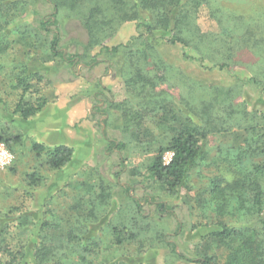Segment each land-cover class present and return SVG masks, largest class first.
Returning <instances> with one entry per match:
<instances>
[{
    "label": "rangeland",
    "instance_id": "374dc122",
    "mask_svg": "<svg viewBox=\"0 0 264 264\" xmlns=\"http://www.w3.org/2000/svg\"><path fill=\"white\" fill-rule=\"evenodd\" d=\"M209 3L198 15L201 34L189 36L186 50L205 56L207 68L185 60L181 46L164 43L156 53L150 52L153 57L144 66L149 70L166 67V80L140 88L131 82L134 66L143 62L135 56L149 48L148 39H136L143 29H137L135 21L119 24L102 48H92L83 23L85 16L74 10L61 13V50L69 56L84 55V61L76 59L77 64H72L52 57V36L40 31L42 20L55 12L51 0H0L2 6L11 9L0 15V37L6 34L8 38L7 50L0 55V137H20V141L10 142L13 163L0 171V215L9 211L16 215L15 227L11 225L14 247L27 245L30 249L39 242L41 221L54 222V229L47 231L50 235L76 231L78 217L88 214L101 189L111 195V207H106L108 213L100 207L99 221L90 224L97 233L98 247L91 254L69 253L68 264H198L190 261L206 257H216L218 264H231L234 248L242 243L238 241L228 249L214 238L212 234L221 229L219 223L245 228L246 240L252 237L264 246V227L257 216L238 212L234 204L219 215L211 204L212 180L226 171V161L235 164L238 151L246 152L245 138L253 136L251 125L257 122L259 129L264 126L259 123L264 120V90H257L249 82L259 76L264 86V0ZM248 28L253 38L245 37ZM50 29L57 31L54 26ZM246 38L252 40L248 45ZM128 44L131 46L125 47ZM230 53L234 59L228 70L213 67L228 61ZM93 57L98 64L90 65ZM23 66L42 77L41 81L32 80L39 91L28 99H47V105L30 124L31 119L25 121L12 114L22 95V90L15 88V79ZM213 90L234 91L235 104L245 108L247 122L241 128L222 126L214 118L206 159L198 163L176 196L170 197L150 177L151 154L145 150L157 140L166 144L176 131L193 126L189 119L201 113L207 92ZM99 93L105 97L98 99ZM152 98L162 103V110L149 101ZM157 116L162 119L161 125ZM130 121L141 123L140 128ZM198 121L206 125V119ZM110 141L124 142L127 148L123 153L116 149L108 153ZM33 142L47 149L65 143L74 150L73 160L62 171H51L44 157L38 158L33 152ZM248 157L246 162L251 165L261 161ZM36 168L44 182L32 192L25 176ZM128 185L132 187L130 194ZM132 198L141 202V211ZM159 202L171 206L175 216L161 215ZM114 227H127L135 237L117 246ZM169 243L176 245L178 254L172 252ZM82 255L85 261L80 260Z\"/></svg>",
    "mask_w": 264,
    "mask_h": 264
},
{
    "label": "trees",
    "instance_id": "16d2710c",
    "mask_svg": "<svg viewBox=\"0 0 264 264\" xmlns=\"http://www.w3.org/2000/svg\"><path fill=\"white\" fill-rule=\"evenodd\" d=\"M51 2L54 4L55 12L46 17V19L44 18L39 27L42 33L52 36L49 42V51L52 57L72 64H77L76 59H79V62L84 61V55L69 56L60 48L61 37L60 30H58L61 25L59 20L60 14L74 10L80 11L85 16L83 23L89 31L88 44L92 48H102L105 42L114 35L118 25L124 22L135 21L137 29H143V32L136 39H148L147 46L149 50L136 54L137 60L141 59L143 62L135 63L136 65L133 68L135 71L132 72L131 77L132 79L134 78V81L131 82L139 84L140 88L148 86L151 88L155 86L156 80L159 82L166 80L164 72L167 71L166 67L161 68L158 66L149 70L147 66H144L153 57L150 55V52L156 53V48L164 43L172 47L181 46L185 49L183 54L185 60L196 62L203 68H207V58L205 56H202L200 53L198 54L199 56L195 54L191 55L186 50L187 46H189V36L195 33L201 34L197 22L198 15L203 6L210 4L209 0H51ZM1 4L0 15L6 14V12L7 14L10 13L11 9ZM52 26L57 31H52L50 29ZM0 29H3L1 25ZM110 30L111 32L108 33ZM247 36L253 38V32L249 28L245 34V37ZM7 39L6 34L3 38L0 37V55L7 50V44L5 43ZM251 41L247 38L245 40L247 45ZM233 43L237 46L236 41ZM130 46L131 44H128L125 47ZM119 48L117 47L113 50L118 51ZM233 59L234 54L230 53L228 61L216 63L213 67L219 70H228ZM154 63L156 64L155 61ZM94 64H98L95 57H93L90 65ZM34 78L38 81L42 80L39 72L29 69L28 66H23L15 79V88L22 90V95L17 101L12 114L13 116L18 115L25 121L37 116L47 105L46 98L37 97L34 100L28 99L29 97L33 98L39 91L32 82ZM258 78L255 76L251 77L249 79L250 85L254 86L257 90H264L263 83ZM99 94H97L98 99L104 96ZM234 94L232 90L208 91L206 94L207 99L205 100L206 105L201 113L194 114L189 119L193 126H186L176 131L166 144L163 141L157 140V142H153L146 148L145 152L148 155L151 154L148 173L156 183L164 187L170 197L176 196L178 191L187 184L191 178V173L198 163L206 159L208 138L210 134H213L210 133L209 128L210 123L216 121L214 118H217L218 124L222 126L237 125L240 128L245 126L244 124L247 122L245 118L246 110L242 108L243 106L235 104L236 95ZM149 101L156 102L155 106L158 107V110H162V103H158L154 98L149 99ZM104 102L110 104L107 98H104ZM197 119L201 121L206 119V125L203 126ZM158 122L160 125L162 124L160 117L158 118ZM130 123H135L137 128L141 126L139 122L130 121ZM259 123H264V120H260ZM104 124L108 125V120H105ZM257 124L256 122L254 126L251 125L252 138H245L246 146H248L245 150L246 152L238 151L236 153L238 158L236 159L235 157V164L234 161H226V171L220 172V175H217L212 180L211 204L215 206V211L219 215L225 214L227 208L234 204L238 212H243L247 216H257L258 222L264 227V186L262 184L264 180V126L259 129ZM104 134L107 135L106 132ZM11 141L16 143L20 141V137L12 138L7 135L6 137H0V142H3L12 153ZM126 148L127 146L124 142L117 144L115 141H110L107 152L112 154L116 149L119 153H123ZM32 150L38 158L44 157L43 160L49 170L57 172L66 168L72 162L74 156V150L65 145L47 149L43 144L33 142ZM248 151L250 154H248ZM166 152L174 153V159L168 166L163 164V155ZM248 156L260 159L261 161L251 165L250 162H246V159L249 158ZM122 162L124 163V160ZM238 163L240 164L238 165ZM25 178L27 186L32 189V192L36 188L41 187L44 182V178L38 168L31 173H27ZM126 191L130 194L132 187L126 186ZM133 202L136 203L137 209L141 211V202L134 199ZM110 203L111 195L101 189L91 205L88 214L84 217H78L76 231L74 230L65 235L54 236L53 232L51 235L48 234L47 231L49 229H54V222L52 220L41 221L37 235L39 242L34 244L30 249H27V245H21V247L13 246L14 231L11 225L15 227L16 219L13 216L16 215L12 211L1 214L0 264H68L69 253L77 251L91 254L93 249L98 247V241L96 238L97 233H95V230H91L90 224L99 221L97 214L100 207L101 211H104V207L107 212L106 207L110 208ZM157 207L161 215L175 216L172 207L166 203L159 202ZM219 224L221 225V229L212 234L214 238L222 241L228 249H233L238 241L242 243L240 247L234 248L235 253L231 258V264H264V246L262 243L255 242L252 237H248L250 239L246 240L245 228L240 229L241 226L230 227L224 223ZM180 225L179 228H181ZM112 231L117 246H122L126 241H131L135 237L134 233L127 227H114ZM169 247H171L174 254H178L174 243H169ZM255 252L257 253L256 255H254ZM179 257L184 259L182 255H179ZM80 260L85 261V257L82 255ZM190 262L218 264L216 257H206L194 261L191 260Z\"/></svg>",
    "mask_w": 264,
    "mask_h": 264
},
{
    "label": "built area",
    "instance_id": "2783aa9c",
    "mask_svg": "<svg viewBox=\"0 0 264 264\" xmlns=\"http://www.w3.org/2000/svg\"><path fill=\"white\" fill-rule=\"evenodd\" d=\"M174 159L173 152H166L163 155V164L168 166ZM14 161L13 154L9 151L5 144H0V171L7 169Z\"/></svg>",
    "mask_w": 264,
    "mask_h": 264
},
{
    "label": "crops",
    "instance_id": "0c3cea01",
    "mask_svg": "<svg viewBox=\"0 0 264 264\" xmlns=\"http://www.w3.org/2000/svg\"><path fill=\"white\" fill-rule=\"evenodd\" d=\"M36 118V117H35ZM34 118V119H35ZM34 119H31V120H29L28 122H29V124H30V122H32V121H34ZM60 145H65V146H68L67 144H65V143H62V144H60ZM59 146V145H58ZM69 147V146H68Z\"/></svg>",
    "mask_w": 264,
    "mask_h": 264
}]
</instances>
